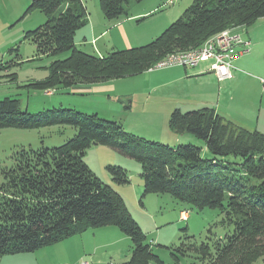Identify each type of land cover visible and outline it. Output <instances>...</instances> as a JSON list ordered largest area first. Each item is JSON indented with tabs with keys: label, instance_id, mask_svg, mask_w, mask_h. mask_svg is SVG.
Listing matches in <instances>:
<instances>
[{
	"label": "trees",
	"instance_id": "obj_1",
	"mask_svg": "<svg viewBox=\"0 0 264 264\" xmlns=\"http://www.w3.org/2000/svg\"><path fill=\"white\" fill-rule=\"evenodd\" d=\"M29 1L22 18L39 9L47 20L28 30L24 39L36 45L38 55L71 52L51 63L46 78L29 84L40 90L139 75L169 53L196 48L222 30L264 17V0H194L155 40L100 56L76 46V32L89 20L82 0ZM141 1L100 0V8L105 18L116 20L128 15L131 2ZM4 68L1 64L0 70ZM53 125H70L77 132L60 146L21 147L14 152L13 165L1 169L0 258L33 253L90 228L114 225L132 240L131 257L124 264H166L123 196L86 162L87 151L95 145L111 147L141 164L143 196L170 194L198 210L219 209L224 221L233 224V231L212 243L213 253L209 244L197 245L187 236L190 243L182 242L178 254L171 253L174 264L192 249L207 264H254L264 258V132L228 120L211 107L185 112L176 108L170 129L202 140L208 158L202 147L149 140L97 113L65 107L31 113L22 110L17 98L0 100V128ZM107 170L116 184L130 182L122 166L108 165Z\"/></svg>",
	"mask_w": 264,
	"mask_h": 264
},
{
	"label": "rangeland",
	"instance_id": "obj_2",
	"mask_svg": "<svg viewBox=\"0 0 264 264\" xmlns=\"http://www.w3.org/2000/svg\"><path fill=\"white\" fill-rule=\"evenodd\" d=\"M24 1L26 4L28 3L26 7H23L24 3L23 6L21 5V0L18 5L8 2L7 0H0V62H2L0 65L4 64V66L7 67L6 69L4 68L0 70V100L5 97L17 98L21 102L22 110H27L31 113H36L46 108H76L74 107L75 105L83 106V108L78 107V110L88 114L97 113L102 118L119 122L116 118H121L120 115L109 109L118 107L119 103V105H121L120 100L122 96L117 98L114 96L116 94V89L110 92L112 93V100H108L107 95L99 96V94L103 93L97 91L94 92V94L97 95V102L89 103L87 102L88 100L75 98L74 96L69 97L67 94H63L66 90L67 92L69 91L67 88L60 87L56 89L40 90L29 85L34 81L46 78L49 74L51 63L57 59L67 58L70 56L71 52L65 51L57 55L37 54L36 45L30 40H25L24 36L29 30L28 28L32 27V24L33 26L36 25L37 28L47 20V17L44 12L35 9L22 18L30 4L27 0ZM193 1L194 0H177L174 3H168V0H145L138 5H155L156 9L149 15L145 22H151L152 25H156L161 21L168 27L183 14L185 9L190 6ZM86 5L90 11L89 19H92L95 24H97L99 19L98 15H102L100 0H87ZM185 6L187 7L185 8ZM12 18H14V20L10 21ZM242 28H245V33L248 34L247 32H249L250 35H243V37L251 40L253 43L250 52L258 49L257 52L255 51L253 58L249 60V66L244 69L245 73H243L244 75L251 74L259 76V79L255 82L245 76L249 80L247 85L250 91L248 93L256 97L259 106H264V79H262V76H264V17L256 20V22L251 25H246ZM104 39H107V37ZM102 42L103 40H100L99 45H102ZM18 47L19 50H16ZM82 48L80 49L84 51L87 50L84 47ZM89 53L94 54L92 51H89ZM97 54H99V52H97ZM241 57L244 59L248 56L245 54ZM202 62V64H206L208 63V60ZM122 81L124 80L115 82L117 84L114 85V87L129 89V87L126 86L133 85V82ZM158 89L161 95L165 96L164 92L161 91V87ZM48 90H51L53 93L47 94ZM168 95V97H164V99H167L168 101H171L174 98L183 99L178 96L177 93H168ZM62 97H65L64 105H61ZM156 98L157 95H154L153 100H156ZM158 98L160 97L158 96ZM178 101L181 102L179 99ZM141 102V98H136L134 111L147 112L149 109H146L144 104L140 106L139 104H142ZM241 105H243V107L240 109V112H245L248 109L253 108L255 119L259 118L260 113L256 115V107H253L250 102L247 104L241 102ZM186 108L187 107L184 105L181 109L182 111H186L188 110ZM236 110L238 111L237 108ZM263 112L264 110H262V113ZM235 114L236 111L233 113L232 117H235ZM261 116L259 118L260 121L258 122L257 130L264 132ZM251 130H255V128H252ZM76 132V129L70 125H53L35 129L0 128V183L4 182L1 169L13 165V155L15 151L19 150L21 147H32L36 149L40 147L52 148L60 146L68 139L74 137ZM193 137L195 139L194 142L189 141L183 144L191 143L203 147V156L209 158L211 155L208 152L207 154L204 153V142L195 136ZM89 150L90 151H87V160L92 162L95 171L97 170L102 180H105L103 175H101L103 174L101 171L102 164L106 167L108 160H114L111 156L114 155L113 151L116 150H112L111 147L104 145L92 146ZM116 157L118 158L120 156H115V158ZM229 159L233 158L229 157ZM133 174V180L136 181L137 175L136 173ZM151 195L152 194H148V196L142 195L139 197V200L141 199L142 201H145L146 198L151 197L149 198L151 200L148 199V201H146V204L148 205L147 210L151 212V215H154L158 221L160 220L159 224H165V226L161 231L162 237L159 236V240H157L158 243H154V241L151 242V239L153 237L155 238V236L149 232L153 226L149 227L147 218L143 230L146 231L148 241L153 245V249L166 264H174V259L171 253L176 251L178 254L177 246L182 242H186L187 244L192 242L197 245H200L201 243L209 244L211 247V253H213L212 243L217 239L224 238L227 233L234 229L233 224L224 221L226 215L219 209L205 208L203 210H198L188 203L177 200L170 194ZM137 204L140 206L139 201ZM129 205L133 210H136L131 199H129ZM182 210H188V213L190 214L189 218L186 220L180 219V212ZM136 216L142 220L141 217L138 215ZM156 219H154V221ZM187 236L191 237L189 239L190 242L186 239ZM62 243L66 242L60 241L58 244L41 248L36 251V254H34L33 257L36 258V261L39 264H62L64 260H67L66 253H62L67 244ZM167 247H174L175 249L170 250ZM32 255L33 254L31 253L4 255L0 258V264H29L27 262L28 257L30 258ZM58 259L61 263L56 261ZM86 259L89 264H124V262H127L123 261V263H118V261H110L107 255L103 252H99L94 258L88 256ZM261 261H263L262 258L261 260L259 259V262ZM65 262L71 264L68 263V261ZM33 263H35V261ZM176 264H207V260H202L201 254L192 249V251H189L188 255H181L180 261Z\"/></svg>",
	"mask_w": 264,
	"mask_h": 264
},
{
	"label": "crops",
	"instance_id": "obj_3",
	"mask_svg": "<svg viewBox=\"0 0 264 264\" xmlns=\"http://www.w3.org/2000/svg\"><path fill=\"white\" fill-rule=\"evenodd\" d=\"M7 1L18 5L20 0ZM27 1L30 3L29 0ZM82 1L87 7V0ZM21 2L22 6L24 3L23 7L28 5L24 0H21ZM138 4L141 3L131 2L128 6V15L116 20H108L105 18L101 10L102 15H98L99 19L97 24H95L92 19H89L84 27L77 30L75 35L76 46L79 47V49L82 47L86 48L87 50L85 52L87 53L92 51L95 55L103 56L114 50L137 47L155 40L164 29H166L167 25L163 24L161 21L156 25H152L151 22L146 23L145 21L148 19L149 15L156 9L155 5L149 6ZM186 7L187 6H185V8ZM13 20L14 18L10 19V21ZM35 28L36 25L33 26L32 24V27L28 29L33 30ZM244 29L245 28L238 27L236 30L240 31L245 36L249 35V32L246 34ZM105 37H107V39H104ZM100 40H103L102 45H99ZM257 50L258 49L246 54V56H248L247 58H237L232 62L234 76L231 79L219 80L210 70L211 60H208V63L202 64L203 62H201L197 67L193 68L174 66L153 71L148 70L142 74L131 76L129 78L113 79L95 84H78L67 88L69 91L67 92L66 90L63 94H67L69 97L74 96L75 98L88 100L87 102L93 103L95 101L97 102V95H95L94 92L98 91L103 93L99 94V96L107 95L108 100H112V93L110 92L116 89V94L114 96H116V98L122 96L120 100L121 105H119V103L118 107L109 108L115 111L116 114L120 115L121 118H116V120H119L125 129L131 133L149 140L163 142L173 147L189 141L194 142L195 140L193 135L175 134L169 126L171 113L176 108L181 109L184 105L187 107L186 109H188L186 111L197 110L204 107L214 108L224 118L248 129H258L257 125L260 121L259 118L262 115L261 117L264 128V112L262 113L264 106H259L256 97L248 93L250 91L247 85L249 80L246 78L249 77L255 82L259 79V76L243 74L245 73L244 69L249 66V60L253 58V55ZM97 52H99V54H97ZM262 79H264V76H262ZM119 80H124L122 82H133V85L126 86L129 87V89L114 87V85L117 84L115 82H119ZM159 87H161V91L164 92L166 97L169 96L168 93H177V95L183 99L174 98L171 101H168L167 99H164L165 96L161 95L159 92ZM154 95H157L156 100H153ZM158 96L160 98H158ZM136 98H141L142 104L139 105L142 106L144 104V107L149 109L147 112L134 111ZM178 99L181 100V102H179ZM241 102H245V104L250 102L253 107H256V115L260 113L259 118L255 119L253 108H250L245 112H240V109L243 107ZM61 103V105H64L65 97H62ZM74 107H76V109L83 108V106L77 105ZM235 111V117H232ZM113 152L114 155L111 157L114 160H108L106 167L102 164L101 171L103 174L101 175H103L105 179L103 181L110 184L123 196L128 208L132 211L131 213L133 217L136 218L137 222L143 227V229L147 218L149 227L153 226L149 232L155 236V238L153 237L151 239V242L154 241V243H158L157 240H159V236L162 237L161 231L165 224H159L160 220L158 221V219H156L154 215H151V212L147 210L148 205L146 204V201L151 197L146 198L145 201H142L141 199L139 200V197H141L144 192V182L141 176L142 166L134 159L126 158V156L120 154L117 150ZM204 153L207 154L206 146ZM115 156L120 157L115 158ZM85 160L92 170L100 176L99 172L97 170L95 171L93 168L92 162L87 160V154ZM108 165H119L127 169L130 175V182L125 185L115 184L112 176L107 170ZM133 173H136L137 175L136 181L133 180ZM129 199H131L136 210H133L130 207ZM138 201L140 206L137 204ZM136 215L141 217L142 220L137 218ZM189 216L190 214L188 213V210H182L180 212V219L182 220H186ZM154 219L156 220L154 221ZM62 242H66L62 244H67L62 252L66 253L67 260H62V264L67 263L65 261H68V263L71 264H89L86 257L90 256L94 258L99 252L105 253L110 261L114 260L118 261V263L128 261L131 257V238L114 225L90 228L81 234L63 240ZM31 254L33 255L30 258L28 257L27 262L29 264H39L36 261V258L33 257L34 254H36V251ZM262 260L263 261L261 262L258 260L254 264H264V258H262ZM34 261L35 263H33ZM56 261L60 262L59 259Z\"/></svg>",
	"mask_w": 264,
	"mask_h": 264
},
{
	"label": "built area",
	"instance_id": "obj_4",
	"mask_svg": "<svg viewBox=\"0 0 264 264\" xmlns=\"http://www.w3.org/2000/svg\"><path fill=\"white\" fill-rule=\"evenodd\" d=\"M175 1L168 0V3ZM237 28L222 30L196 48L169 53L148 70L153 71L174 66L193 68L204 60H211L210 70L219 80L231 79L234 76L232 62L249 53L252 48L251 40L244 38L243 33L237 31ZM52 93L51 90L47 91V94Z\"/></svg>",
	"mask_w": 264,
	"mask_h": 264
}]
</instances>
